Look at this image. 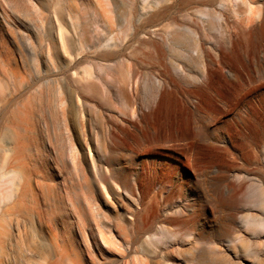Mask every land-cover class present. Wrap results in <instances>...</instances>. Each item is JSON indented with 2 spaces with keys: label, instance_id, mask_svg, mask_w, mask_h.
I'll return each instance as SVG.
<instances>
[{
  "label": "rangeland",
  "instance_id": "obj_1",
  "mask_svg": "<svg viewBox=\"0 0 264 264\" xmlns=\"http://www.w3.org/2000/svg\"><path fill=\"white\" fill-rule=\"evenodd\" d=\"M182 1L0 0V67L21 71V78L9 79L10 92L22 91L13 102L12 109L31 112L25 136L30 145L32 166L46 184L53 200L42 223H33L29 231L37 239L45 238L48 245L50 231H57L59 244L69 247L77 264L104 263L112 256L113 249L106 247L99 236L89 235L96 231L94 223L90 216L84 224L78 221L74 209L64 200L65 190H72V194L76 195L79 191L73 187L87 182L94 209L108 217L114 216L119 206L127 211L125 200L106 176V160L110 157L111 148H122L125 159L138 157L135 164H143L148 169L146 177L150 179L154 175L150 167L159 163L167 150L169 152L172 148L185 145L171 140L166 128L183 127L191 124L196 117L181 102L179 104L181 95L175 92V106L167 114L149 119L145 124L140 123L139 104L148 98L151 90H158L157 86L150 87L143 79L148 72L145 67H141L139 77L131 81L134 105L131 108L124 106L119 70L124 69L132 77L143 55L153 56V48H142V43L162 44L167 64L169 57L170 62L176 64L185 76H194L198 72L197 77L201 81H204L205 58L200 51L194 57H186L183 52L178 57L185 45L201 42L209 48L212 56H217L219 45L230 41L239 44L237 59L231 56L229 63L233 71L240 73V84L219 78L209 85L203 82L195 89L199 106L204 112L214 114L212 125L223 136L212 149L205 143L200 144L199 154H193L192 167H180L182 178H188L194 170L200 172L210 166L213 168L208 171L215 176L220 168L236 161L242 154L253 157L254 138L264 132V89L244 97L246 87L264 82V76L259 73L264 37L245 41L238 37L237 29L240 26L252 27L250 17L261 10L262 0H216L213 4H208V0H189L190 4L183 7L180 4ZM56 4L63 9L62 13H56ZM160 13L164 15L152 19ZM170 23L174 26H168ZM178 28L191 32L185 34L180 42L176 41L177 46H174L170 44L171 34ZM168 43L175 47L172 54L168 52ZM129 45L133 49L128 48ZM116 48L120 49V54L113 61L106 62L96 57L99 52H112ZM245 48L247 52L250 50L247 60L241 50ZM134 49L141 50V53H134ZM72 61L91 66L98 96L79 89L73 82L75 70L63 72L64 63ZM252 77L254 82L249 83ZM105 98L114 103L110 118L103 106ZM251 102L261 105L262 109L258 108L255 119L248 120ZM126 121L132 126H128ZM143 157L145 159L141 162L139 158ZM72 161L78 167L76 172ZM162 163L165 165L162 173L178 175L179 170H168V164ZM110 167L118 169L120 164ZM229 175L234 185L240 183L238 178L242 172L233 170ZM177 180L174 179L173 184L167 183L165 192L178 187L180 182ZM256 186L248 182L239 195V200L247 197L253 201L251 205L254 207L240 213L253 220L227 240L231 241L229 250L222 244L207 247L200 264H212L214 259L216 264H240L238 258L251 261L259 253L264 237V202L261 203L264 186ZM159 187V180L154 179L153 189L158 190ZM222 191L224 194L228 192L226 188ZM132 201L136 203L135 199ZM183 207L179 206L177 210L182 213ZM215 219L217 222L216 215ZM79 230L88 234L79 235ZM165 241L175 246L179 244L168 237ZM187 241L180 248L184 257L189 259L197 245L192 237Z\"/></svg>",
  "mask_w": 264,
  "mask_h": 264
},
{
  "label": "bare ground",
  "instance_id": "obj_2",
  "mask_svg": "<svg viewBox=\"0 0 264 264\" xmlns=\"http://www.w3.org/2000/svg\"><path fill=\"white\" fill-rule=\"evenodd\" d=\"M215 2L216 0H208V4ZM261 2L259 6L261 10L250 17L252 27H237L239 38L249 41L264 37V1ZM180 4L183 7L190 2L183 0ZM55 11L59 14L63 9L56 4ZM163 15L164 13L156 14L152 19L156 20ZM173 24L170 23L168 26ZM190 32L181 28L174 30L170 44L177 46L176 41L180 42L183 36ZM146 46L153 48V56L143 55L134 76L130 77L124 69L119 70L120 95L124 106L131 108L134 105L131 81L139 77L141 67L148 68L143 79L150 87L157 86L158 90L156 92L151 90L148 98L139 104V121L145 124L149 119L167 114L175 106L173 99L176 96L175 92H179L181 95L179 104L181 102L196 117L191 124L165 130L171 140L173 139L178 145L181 143L185 145L172 148L169 152L167 150L162 155V159H159L160 162L150 167L154 174L150 179L145 174L148 169L143 164H135L138 157L125 159L122 148H111L110 157L106 160L108 165L106 176L119 196L125 200L127 211L119 206L115 215L108 217L94 209L87 182L73 187L79 191L76 195L72 194V190H65L64 200L74 209V214L80 223L84 224L87 216H90L96 231L89 235L99 236L106 247L113 249L109 260L101 264H200L207 247L209 248L211 244H222L226 250H229L231 241L227 240L238 230H243L249 220H253L240 214L254 207L251 205L253 201L247 197L239 200V195L248 182L257 185V188L264 186V132L254 138L253 157L242 154L236 161L220 168L215 176L210 175L211 171L208 169L213 168L210 166L200 172L194 170L188 178H182L180 167L185 169L192 167L193 154H199L200 144L205 143L209 149H212L223 136V133L212 125L214 114L204 112L199 106L195 89L203 82L209 85L214 79L219 78H227L240 84V73L233 71L229 63V57L237 59L236 51L239 44L230 41L228 44L219 45L217 56H212L209 48L201 42L198 45H185V48L179 51L178 57L182 52L186 57H194L198 55L196 52L200 51V55L205 58L202 76L204 81L199 80L198 72L194 76H185L176 64L170 62L169 57L167 64L162 44H141L142 48ZM128 48L132 47L129 45ZM241 50L247 60L250 50L248 52L246 48ZM132 51L141 53L138 49ZM174 51L175 47L168 43V52L172 54ZM260 53L263 56L259 73L264 76V49ZM119 54L120 49L116 48L112 52H99L96 57L110 62ZM84 64V62H65L62 67L63 72L75 70L73 82L79 89L98 96L96 83L92 79V68L90 70L91 66ZM45 75L48 73L45 72ZM11 77L21 78L20 69L8 70L0 67V264H77L72 259L69 247L59 244L57 231H50L51 246L45 238L37 239L29 231L33 223H42L45 213L53 205V200L46 184L40 180V176L32 166L30 145L25 136L31 112L26 109H12L13 102L22 91L10 92ZM253 82L252 77L249 83ZM246 88L244 97H250L264 89V82ZM103 106L110 118L109 114L114 109L113 101L105 98ZM258 108L262 109V106L258 104L256 106L251 102L248 120L255 119ZM126 123L132 126L131 122L126 121ZM187 133H190L191 139ZM144 159V157L139 158L141 162ZM73 161V169L76 172L78 167ZM162 162L168 164V170H179L178 175L162 173L165 170ZM115 163L120 164L118 169L110 167ZM233 170L242 172L238 178L240 181L238 185L232 183L229 175ZM154 179L160 182L158 190L153 189ZM174 179H178L179 186L170 192H165L167 183L173 184ZM224 188L228 190L226 194L222 191ZM182 195L186 197L182 198ZM132 199H135L136 203ZM263 202L264 198L261 200V203ZM179 206H184V212L180 213L177 210ZM78 234L86 236L88 232L79 230ZM166 237L172 241L177 240L179 244L177 246L171 242L168 244L165 241ZM191 237L197 246L188 259L184 257L180 247H183L184 245L181 244H186ZM261 240L263 247L259 253L252 257L251 261L243 257L238 258L240 264H264V237ZM212 264H216L215 259L212 260Z\"/></svg>",
  "mask_w": 264,
  "mask_h": 264
}]
</instances>
